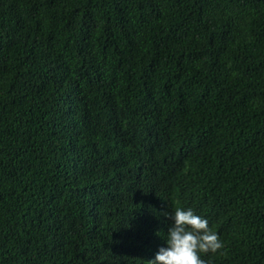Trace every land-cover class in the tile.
<instances>
[{
  "label": "trees",
  "instance_id": "1",
  "mask_svg": "<svg viewBox=\"0 0 264 264\" xmlns=\"http://www.w3.org/2000/svg\"><path fill=\"white\" fill-rule=\"evenodd\" d=\"M177 207L264 264V0H0V264H148Z\"/></svg>",
  "mask_w": 264,
  "mask_h": 264
},
{
  "label": "clouds",
  "instance_id": "2",
  "mask_svg": "<svg viewBox=\"0 0 264 264\" xmlns=\"http://www.w3.org/2000/svg\"><path fill=\"white\" fill-rule=\"evenodd\" d=\"M164 215L172 220L166 237L167 247H162L155 260L148 264H205L201 253H216L222 249L223 243L218 234L208 227V221L191 209L177 207L174 214Z\"/></svg>",
  "mask_w": 264,
  "mask_h": 264
}]
</instances>
